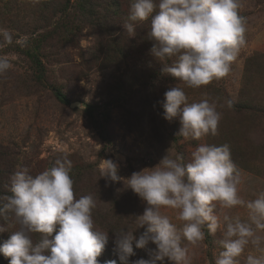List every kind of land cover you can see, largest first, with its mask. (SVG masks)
<instances>
[{
  "label": "rangeland",
  "instance_id": "rangeland-1",
  "mask_svg": "<svg viewBox=\"0 0 264 264\" xmlns=\"http://www.w3.org/2000/svg\"><path fill=\"white\" fill-rule=\"evenodd\" d=\"M57 10L68 9V25H81L73 35L59 34L49 39L39 57L45 64L43 76L36 78V68L20 51L16 39L30 38L46 30L53 8L45 0H0V28L13 33L14 42L0 49L12 62V68L0 75V195H10L9 178L20 168L33 176L53 166L56 158L68 154L72 161L70 176L77 198L92 194L96 200L93 219L97 227L109 232V242L97 259L100 264L117 260L115 232L135 229L136 216L143 214L146 201L127 187L126 178L134 172L156 166L169 154L182 156L184 163L202 143L228 144L231 159L241 177L239 194L251 200L264 192V0H240L239 14L246 20L245 44L231 63L229 73L199 88L162 72L163 64L150 52V19L135 24V36L123 29L128 22L131 0L119 1V15L108 3L116 0H92L99 12L97 21L80 20L75 0H52ZM58 2V4H57ZM43 9H45L43 11ZM79 18V19H77ZM35 34V35H34ZM115 40H118L116 42ZM176 57L169 58L171 64ZM181 87L189 103L209 99L221 113L217 135L199 140L179 135L178 117L169 121L163 116L164 93ZM58 87L66 96H55ZM228 101L232 102L231 107ZM71 102L78 103L71 106ZM104 159L118 165V175L125 179L112 182L100 177ZM161 212L182 227L177 210L162 207ZM218 214L247 217L245 208L225 209L217 205ZM19 225L10 217L8 230L0 233V244ZM127 230V229H126ZM145 231L137 228V238ZM201 244H187L191 264H215L221 251L219 231L212 234L204 227ZM264 235V233H262ZM40 234H33L38 241ZM129 264L137 259H151L155 245L136 248ZM249 253L259 254L251 245L238 258L245 264ZM9 260V258H8ZM157 264H171L165 258Z\"/></svg>",
  "mask_w": 264,
  "mask_h": 264
},
{
  "label": "clouds",
  "instance_id": "clouds-1",
  "mask_svg": "<svg viewBox=\"0 0 264 264\" xmlns=\"http://www.w3.org/2000/svg\"><path fill=\"white\" fill-rule=\"evenodd\" d=\"M240 8V0H131L123 29L133 37L136 22L150 19L148 35L154 41L150 52L163 64L162 72L199 88L225 77L244 46L246 20ZM13 42V33L0 28V49ZM15 43L24 47L27 40L19 38ZM174 56L171 64L166 63ZM11 68L9 57L0 55V75ZM164 96L163 116L169 121L179 118V135L193 140L217 135L221 113L214 102L205 98L189 103L178 86ZM71 168L65 153L35 176L26 167L10 176L11 194L0 195V233L9 231L10 217L19 225L0 244V253L10 258L9 264H100L97 257L109 242V232L94 222V196H75ZM99 170L100 177L112 182L123 179L125 184L113 160L104 159ZM126 180L125 188L147 206L136 216L135 229L114 231V251L121 264H129L135 255L134 243L136 248L149 243L156 247L151 259L140 258L131 264H157L165 258L171 264H191L187 244H201L205 226L210 233L221 234L215 264H239L238 258L250 245L259 254L249 253L245 264H264V192L251 200L240 196L241 177L228 144H199L187 163L182 156L172 158L167 153L156 166L134 172ZM218 204L225 209L245 208L247 217L218 214ZM162 207L177 210L182 227L162 213ZM140 227L145 231L137 238L134 231ZM35 233L40 234L38 241L33 240ZM105 264H117V260Z\"/></svg>",
  "mask_w": 264,
  "mask_h": 264
},
{
  "label": "trees",
  "instance_id": "trees-1",
  "mask_svg": "<svg viewBox=\"0 0 264 264\" xmlns=\"http://www.w3.org/2000/svg\"><path fill=\"white\" fill-rule=\"evenodd\" d=\"M92 0H75V8L78 9V12L80 13L81 17L80 20L82 22H86L87 20H92L93 22L90 24L94 25V21H97L99 23L98 16L99 12L96 11L95 5L91 3ZM58 4V2H57ZM44 7L46 9L47 7L53 8V15L50 16L49 13L45 14L46 20H50V25L46 28L43 32L35 33L36 36H32L27 42V47L25 49L20 50L29 60L30 64L36 68V78H40L43 76V69L45 68V64L43 63L42 59L39 57L40 50L43 49L44 45L48 43L49 39H53L54 36H59V34H71L73 35L74 31L78 29L81 25L79 24H72L68 25L67 18L69 16L68 9L66 4H61L58 6L57 10L52 6L53 1L52 0H45ZM109 8H114L113 14L114 16L119 15V1H114L108 3ZM43 9V11L45 10ZM79 19V18H77ZM34 34V35H35ZM116 39L115 37L113 38ZM118 42V40H115ZM54 93L57 99H59L62 102H67V98L64 95V93L58 88L54 87ZM71 171V170H70ZM10 260V258H9ZM8 258L4 257L2 253H0V264H9Z\"/></svg>",
  "mask_w": 264,
  "mask_h": 264
},
{
  "label": "water",
  "instance_id": "water-1",
  "mask_svg": "<svg viewBox=\"0 0 264 264\" xmlns=\"http://www.w3.org/2000/svg\"><path fill=\"white\" fill-rule=\"evenodd\" d=\"M77 104H78V103H76V102H71V103H70L71 106H75V105H77Z\"/></svg>",
  "mask_w": 264,
  "mask_h": 264
}]
</instances>
